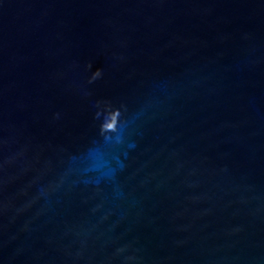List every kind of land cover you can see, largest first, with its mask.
<instances>
[{"label":"water","instance_id":"water-1","mask_svg":"<svg viewBox=\"0 0 264 264\" xmlns=\"http://www.w3.org/2000/svg\"><path fill=\"white\" fill-rule=\"evenodd\" d=\"M0 264H264V0H0Z\"/></svg>","mask_w":264,"mask_h":264}]
</instances>
